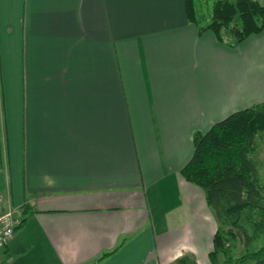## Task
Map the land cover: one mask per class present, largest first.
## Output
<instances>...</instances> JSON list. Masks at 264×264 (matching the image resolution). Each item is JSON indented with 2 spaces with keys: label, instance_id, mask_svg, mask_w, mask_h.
Returning <instances> with one entry per match:
<instances>
[{
  "label": "crops",
  "instance_id": "obj_1",
  "mask_svg": "<svg viewBox=\"0 0 264 264\" xmlns=\"http://www.w3.org/2000/svg\"><path fill=\"white\" fill-rule=\"evenodd\" d=\"M263 101L264 28L232 48L183 0H0V193L20 222L0 264L209 261L217 223L180 170L196 132Z\"/></svg>",
  "mask_w": 264,
  "mask_h": 264
},
{
  "label": "trees",
  "instance_id": "obj_2",
  "mask_svg": "<svg viewBox=\"0 0 264 264\" xmlns=\"http://www.w3.org/2000/svg\"><path fill=\"white\" fill-rule=\"evenodd\" d=\"M183 1L186 17L199 33L210 30L229 47L264 28V0H212L208 16L199 12L201 0ZM263 134L264 101L193 136V154L180 173L203 189L216 220L208 252L211 264H264V178L256 156ZM237 244L243 250L236 255ZM167 264H197V259L188 252Z\"/></svg>",
  "mask_w": 264,
  "mask_h": 264
},
{
  "label": "built area",
  "instance_id": "obj_3",
  "mask_svg": "<svg viewBox=\"0 0 264 264\" xmlns=\"http://www.w3.org/2000/svg\"><path fill=\"white\" fill-rule=\"evenodd\" d=\"M17 222L12 206L5 203V199L0 193V247L13 237Z\"/></svg>",
  "mask_w": 264,
  "mask_h": 264
},
{
  "label": "rangeland",
  "instance_id": "obj_4",
  "mask_svg": "<svg viewBox=\"0 0 264 264\" xmlns=\"http://www.w3.org/2000/svg\"><path fill=\"white\" fill-rule=\"evenodd\" d=\"M260 2H263V0H259ZM201 7L199 8V12L208 16V13L210 11V5L212 3V0H201ZM256 156L259 160V165H258V171L260 174V177L263 179L264 178V134L262 137L258 140V146L256 149ZM243 250V247L240 244H237V246L234 249V253L237 255L241 253ZM201 263L200 264H211L208 259H206V262H202L203 259H200ZM205 260V258H204Z\"/></svg>",
  "mask_w": 264,
  "mask_h": 264
}]
</instances>
